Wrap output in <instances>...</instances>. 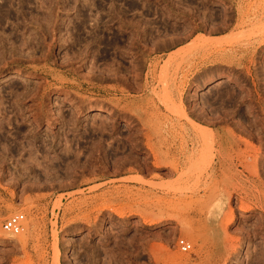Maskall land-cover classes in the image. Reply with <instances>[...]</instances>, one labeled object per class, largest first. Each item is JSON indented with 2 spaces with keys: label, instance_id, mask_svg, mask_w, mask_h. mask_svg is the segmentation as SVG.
Here are the masks:
<instances>
[{
  "label": "rangeland",
  "instance_id": "374dc122",
  "mask_svg": "<svg viewBox=\"0 0 264 264\" xmlns=\"http://www.w3.org/2000/svg\"><path fill=\"white\" fill-rule=\"evenodd\" d=\"M0 264H264V0H0Z\"/></svg>",
  "mask_w": 264,
  "mask_h": 264
},
{
  "label": "built area",
  "instance_id": "2783aa9c",
  "mask_svg": "<svg viewBox=\"0 0 264 264\" xmlns=\"http://www.w3.org/2000/svg\"><path fill=\"white\" fill-rule=\"evenodd\" d=\"M25 221V214L15 213L3 222L2 228L7 233L19 235L23 231ZM178 246L182 253H189L192 250V244L185 239L178 240Z\"/></svg>",
  "mask_w": 264,
  "mask_h": 264
},
{
  "label": "bare ground",
  "instance_id": "6f19581e",
  "mask_svg": "<svg viewBox=\"0 0 264 264\" xmlns=\"http://www.w3.org/2000/svg\"><path fill=\"white\" fill-rule=\"evenodd\" d=\"M11 78H13V77H11ZM221 83H222V82H221ZM228 221H229V220H228ZM232 222H233V220H230V223L227 222L228 224L226 223V227H229V225H230ZM6 233H7V232H6ZM7 234H10V233H7ZM11 235H13V234H11Z\"/></svg>",
  "mask_w": 264,
  "mask_h": 264
}]
</instances>
